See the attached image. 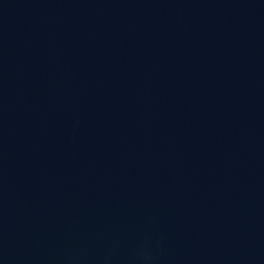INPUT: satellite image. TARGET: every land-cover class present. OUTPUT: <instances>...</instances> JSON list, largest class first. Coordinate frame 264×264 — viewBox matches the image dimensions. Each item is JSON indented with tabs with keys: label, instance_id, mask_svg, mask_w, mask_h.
<instances>
[{
	"label": "water",
	"instance_id": "water-1",
	"mask_svg": "<svg viewBox=\"0 0 264 264\" xmlns=\"http://www.w3.org/2000/svg\"><path fill=\"white\" fill-rule=\"evenodd\" d=\"M0 264H264V0H0Z\"/></svg>",
	"mask_w": 264,
	"mask_h": 264
}]
</instances>
